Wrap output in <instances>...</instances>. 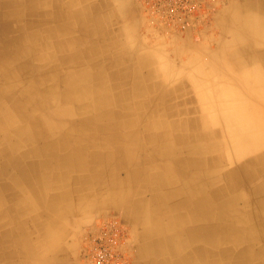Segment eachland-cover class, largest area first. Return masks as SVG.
Wrapping results in <instances>:
<instances>
[{
    "label": "crops",
    "instance_id": "0c3cea01",
    "mask_svg": "<svg viewBox=\"0 0 264 264\" xmlns=\"http://www.w3.org/2000/svg\"><path fill=\"white\" fill-rule=\"evenodd\" d=\"M246 2L255 7L258 0H235L236 15L230 12V0L229 6L220 8L206 22L202 40H195L191 33L156 27L163 28L160 32L149 26L139 0L38 1L55 10L65 8L68 25L73 27L69 38L81 37L84 47L97 45L101 62L96 71H105L108 78L104 82L117 99L111 133L138 135L134 142L117 138L112 146L73 148L84 151L79 161L52 164V172L62 168L63 174L52 176L42 171L41 176L37 173L38 177L15 184L0 179V194L7 199V206L0 208V264H81L85 231L112 215L119 217L128 231V264H194L184 256L194 250L195 243L169 240L177 228L172 223L167 234L166 227L169 213L178 216L192 211L193 206L184 207L182 196L172 193L165 155L161 149H152L146 137L166 131L180 136L204 132L212 136L205 142L219 148L218 154L245 149L242 139L247 130L235 134L225 117L249 121L264 113V15L246 9ZM214 28L219 31L214 33ZM125 120L128 125L134 123L124 127ZM179 121L181 126L166 130ZM153 122L160 124L161 130L146 128ZM74 131L83 133L80 128ZM28 145L35 147L36 143ZM213 152L207 154L211 163L216 157ZM91 153L112 157L96 161ZM188 157L185 181H194V175L205 170L198 167L195 155ZM226 161L221 165L225 171L234 166ZM201 179L213 180L208 175ZM7 184L9 188L3 186Z\"/></svg>",
    "mask_w": 264,
    "mask_h": 264
},
{
    "label": "bare ground",
    "instance_id": "6f19581e",
    "mask_svg": "<svg viewBox=\"0 0 264 264\" xmlns=\"http://www.w3.org/2000/svg\"><path fill=\"white\" fill-rule=\"evenodd\" d=\"M38 1L0 0V160L4 158V163L0 164V179L14 184L34 179L42 171L52 176L65 173L62 168L54 173L51 167L54 162L63 165L64 160L79 161L84 151L73 148L83 149V145L89 148L91 144L112 146L117 138L120 142L122 138L134 142L138 135L137 132L111 133L115 126L113 104L117 99L104 82L108 78L105 71H96L101 62L97 45L84 47L81 37L69 38L73 27L70 29L68 25L65 8L60 6L55 10ZM232 1L230 12L236 15L235 0ZM245 8L256 9L264 15V0H258L255 7L248 3ZM160 26L164 27H157ZM239 118L231 116L225 120L231 122L235 134L247 130L242 139L245 149L224 155L218 154L219 148L205 142L212 136L204 132L180 136L173 133L176 131H166L152 133L145 140L152 149L163 151L167 160L165 174L170 176L172 193L182 196L184 207L193 206L192 211L178 216L169 213L166 227L167 234L171 233L172 223L177 228L168 236L169 240L176 239L184 245L195 243L194 250L184 256L194 264H264V113L256 114L249 121ZM129 120L121 125L127 127L134 123L133 120L128 125ZM179 123L173 122L166 130ZM159 125L153 122L146 128L160 129ZM76 128L83 133L75 132ZM33 142L35 147L28 145ZM67 148L73 150L60 154ZM213 151L216 157L211 163L207 154ZM191 154L196 156L198 167L205 171L194 175V181H185ZM90 157L99 161L111 160L112 156L91 153ZM226 160L234 164L227 171L221 169ZM205 175L213 180L203 181L201 178ZM8 184L3 186L9 188ZM6 200L0 194V208L7 206Z\"/></svg>",
    "mask_w": 264,
    "mask_h": 264
},
{
    "label": "built area",
    "instance_id": "2783aa9c",
    "mask_svg": "<svg viewBox=\"0 0 264 264\" xmlns=\"http://www.w3.org/2000/svg\"><path fill=\"white\" fill-rule=\"evenodd\" d=\"M215 0H141L153 26L162 25L177 31L194 28L210 14ZM84 264H128V231L116 215L101 220L84 237Z\"/></svg>",
    "mask_w": 264,
    "mask_h": 264
},
{
    "label": "rangeland",
    "instance_id": "374dc122",
    "mask_svg": "<svg viewBox=\"0 0 264 264\" xmlns=\"http://www.w3.org/2000/svg\"><path fill=\"white\" fill-rule=\"evenodd\" d=\"M140 2V5H141V8H142V13L144 12L143 10V6H142V2L141 0H139ZM230 4V0H215L213 1V5H212V10H210V14H208V16L204 17L202 20H200V22L194 27V28H190L186 31H177L181 34H187V33H191L190 35L193 37V39L195 40H202V33L204 31V26L205 24L208 23V21L210 22L211 18L213 17V15L221 8H225L227 6H229ZM216 8V9H215ZM143 15L145 16V19L147 20V23L149 26H151L152 28L156 29L157 26H153L148 18L146 17L145 13H143ZM207 22V23H206ZM165 28V26H164ZM163 28H157L156 30H159L161 32ZM175 30V29H174ZM217 31H219V28H214L213 32L214 33H217ZM167 35V34H166ZM87 232V230L85 231V233ZM85 237V234L83 236V240H82V246H81V264H84L83 262V247H84V238Z\"/></svg>",
    "mask_w": 264,
    "mask_h": 264
}]
</instances>
